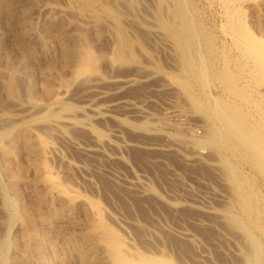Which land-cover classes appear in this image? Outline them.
Instances as JSON below:
<instances>
[{
	"label": "rangeland",
	"instance_id": "obj_1",
	"mask_svg": "<svg viewBox=\"0 0 264 264\" xmlns=\"http://www.w3.org/2000/svg\"><path fill=\"white\" fill-rule=\"evenodd\" d=\"M84 1L85 0H82L78 3L74 0H53V2L52 0H0V10L3 12L0 19V40H4V44L0 47V70L4 74V78H2V80L0 79V85H2V81H7V83L3 82V84L8 85V75L10 72L6 68L7 65L4 64L7 62V55L18 52L16 46L13 49V45L17 41L16 36L18 33L16 34V32L18 29L17 31L16 28L15 31L8 30L7 27H9L12 23L10 19L8 21V17L4 13L7 10L6 8L16 3H19V5H30L29 7L34 11H32V15L34 14L32 16L34 26L38 28V31H40L46 20L45 17H47L46 12L44 9L41 11V8H45L48 5L52 6L54 4L61 8L64 7V9L70 13V16L66 13L64 17L70 23H74V26L71 28L72 30L75 28V24H78L80 21L77 14H75L76 11L81 10L89 13L91 17L93 16L92 20L97 23V30L90 32L88 36L89 42L92 44L90 45L94 49L95 53L100 55L98 57H101L99 58V70H102V72H99V75H103L105 80L108 81V84L103 85L102 87L105 90H110L111 95L106 101L111 99L114 100V103L120 104L122 102L123 105H118L119 107H124H121V109L118 107L120 109L119 110L117 108L118 105H116L113 109L116 111L114 112L112 110V114L109 113L108 115H100L101 117L97 116L95 118L93 114L83 111L81 108L84 103H79L78 101L77 96L80 95L86 86H83L85 88L82 87L80 89L81 92L79 90L78 95L76 94L78 93L76 88L78 89L80 87L72 86L71 90L74 88L73 90L75 92L72 90L73 92L70 91V93H68L70 96L67 98L70 99V101L66 98L67 105L63 104L59 105V107L56 106V110L54 107H51L56 113H50V108L47 109L45 107V109H42L43 111L40 108L32 109V106L27 100V87L25 86H28L30 80H32L30 78L33 73V78H36L35 81L37 83V90L40 95V92L44 90V85L42 84L43 82H46L42 81V79H48L50 74L52 75L51 77L60 74L61 76H57L71 79L73 75L71 71L74 70L73 63L70 65L67 61L60 60L61 58L58 59V62H61H57L58 68H56L55 71L46 72V69L42 70L45 66L42 62V56H40V54L43 52L42 49L44 48L45 43L43 37L39 36L36 39L31 37L27 41L33 52L31 60V62L33 61V66L26 74L23 72L21 75V73L19 74L20 71H18V76L20 75L21 78L18 79V77L16 78V81H13L14 91H16V93L13 92L12 94H9L6 90L0 92V98L2 99L1 102L4 101L2 103L0 102V116H9L14 109H16V107H24L26 112L24 114V118L26 119L27 117L26 121L31 124L33 123L32 125L38 123L35 125L37 127L39 126L38 130L40 129L39 131L46 132V126L48 127L46 121L48 117L51 118L53 114L57 116V113L59 114L58 116L65 115V117L67 115H71L72 118L67 117L74 119V123L69 126H65L66 134H68L67 137L71 138L72 136L73 138L71 139L75 141V143H78L83 147H89L92 151L90 153H86L84 151V153L82 149H75V146H70V144L65 141V138L58 136L51 137L49 140L58 148V153L50 155L49 163L53 168H58L56 172L58 173L57 176L59 175V180L62 182L65 181L63 182L64 185L71 190L76 192L79 191V196H85L91 201L95 200L97 203H100L105 210V214L107 213V216L108 213L113 215L110 216L111 219L110 217L106 219L109 223V219L112 221V224L115 223L114 226L117 229L124 227L131 235H134L133 238L139 237L142 241L147 240L145 242L147 244L150 240L151 244L153 242L160 245V248L164 251V253L166 252V254L171 255L177 262L179 261L178 264H210L209 262L212 261L226 264V262H233L235 259L236 261H241V257H243L242 254H240V256H236L237 254L234 252L230 254V252L233 251V249L230 248H234L235 245H238L242 251L250 249L252 253L254 252L256 255H259L260 263L264 264V169L262 166L261 168L256 167L255 169V166L251 167L252 165L249 166L248 164H244L240 159L237 160L236 155H231L229 153L226 154L225 152H221L220 154V152H214L213 149L207 148L201 149V151L191 145L189 141L190 137L204 138L207 135L206 133L209 132L206 131L209 130V122L207 120L208 115L206 112L202 110L199 111L197 109L190 98V94L182 85L178 86V84H181L180 82L189 83L193 91H191V94H194L195 97L202 100V103H204L206 111L208 112H211L217 107V105L220 104V102H222L221 100H224V86L221 83L220 78L224 58V55L222 54L227 51L226 49L228 47L226 46L225 34L223 32L224 27H221L225 23V19H221V15L219 14L221 12V8L219 6L209 7L206 0H93L98 2V4L94 2L95 7L94 10H92L89 6H87V2ZM258 1L260 0H256L254 3ZM99 3H101V5ZM72 5L73 7H71ZM247 8L249 9L245 11L244 20L247 19V23L252 25L253 12L250 10L251 8L249 6ZM36 9H39L40 12L39 10L35 12ZM172 10L176 12H172ZM171 12L173 14H170ZM170 15L174 18L171 17L172 19L169 20ZM261 15H264V11H261ZM171 28L175 29V32H173ZM188 31H192V39L191 35L189 38L186 37V33ZM207 31L208 33H206ZM9 32L11 33L8 34ZM118 33H124L126 42L129 43V47L126 49L127 51H125V56L128 57V59L130 58V62L128 61L122 63L113 58L116 54L113 53L116 52L115 36ZM153 34L154 36L157 35V38L154 37ZM2 35H4V38ZM161 36H164V39L167 37V40H165L167 43L169 42V47H167L168 49L162 45L161 40L163 38H161ZM13 38L14 40H12ZM158 38H160V41ZM205 38L208 42L210 40L211 41L208 43ZM32 40L33 42H31ZM12 41L15 42L12 43ZM38 41L39 43H37ZM206 43L210 44V46H205ZM42 44L44 46H42ZM193 45H195L196 49L198 48L196 53L193 49ZM205 47H207V49ZM170 49H172V51ZM223 49L224 52H222ZM199 52L204 55V66H207L204 70V79L207 80V86L204 85L206 81L203 77L197 74L195 75L197 72L195 60L196 56L193 58V55L197 54L198 56H201L198 54ZM230 54L231 59H233L235 64L237 59H239L238 53L235 49H233ZM39 62L42 65H38ZM100 62L102 63L100 64ZM143 63L145 64L143 65ZM189 63L192 64L190 65ZM59 65L61 66V69H59ZM67 66L68 68H66ZM62 69L63 71H61ZM235 69L236 68H233L234 71H236ZM44 74L47 75L45 76ZM40 76L41 78H37ZM57 76L55 78H59ZM103 76L102 78L104 79ZM122 76L125 78L127 76H130V78H135L133 76H137L138 78L136 79L138 80V83H134L136 85H124L121 83V80L125 79ZM5 77L7 78L5 79ZM118 80H120V82ZM178 80H180V82L177 84ZM167 84L171 86L169 88H165ZM6 85H2L1 87L4 86L3 88L5 89V87H7ZM21 85L24 86L21 87ZM41 85L42 87H40ZM41 88L43 90H41ZM158 90L160 91L157 92ZM44 91L40 95L42 99H45L44 95H42L44 94ZM72 93L76 95L74 96ZM172 93L174 95H172ZM9 95H11V97ZM6 96L8 98H6ZM72 96L75 98L72 99ZM172 98L174 100H172ZM100 100L102 102V99H99L98 101L100 102ZM126 102H132L138 104L139 106L146 107L145 109L147 111L155 115L154 118H152L154 120L142 118L139 116L137 111L128 109ZM170 104L172 105V108L170 107ZM9 107L11 109H7ZM174 107L176 108L174 109ZM176 109L181 111V114L177 111V114H175L176 112L172 113ZM168 111H172V114ZM29 115L32 116L29 118ZM75 116H77V118H75ZM78 122H88L89 126L87 127L89 129L83 128V126H81L82 124H79ZM186 127L188 129H186ZM186 132L190 135L193 134L194 136H190ZM191 132L193 133L191 134ZM74 136L76 138L78 137V140H76ZM1 142L2 137L0 134V143ZM65 142L68 145L65 144ZM197 152L200 155H198ZM13 155L8 164L10 168L7 167L6 169L9 172L3 171L0 167V223L3 221L5 222L4 225H0V229L3 228L2 233H0L2 235L0 237V239L2 238L0 240V264H8V262L5 261L10 255L8 245L14 240L13 237L15 235L16 225L18 222L17 219L21 216L24 208L31 211H29L32 217L30 218V223H32V225L30 224V227L32 226L34 229L35 227L39 228V211L41 210H39V200L40 195L44 192V186L41 184H37L35 186L33 185V176L32 179H30L31 175L28 172H25L26 169L23 158L17 153ZM199 157H202L203 160H198ZM59 160L62 162V165ZM63 163L66 165L65 169V165ZM78 166L83 167V172L75 168ZM232 167L236 169L234 173H237V177H239V179L242 177L240 180H245V183H247V192H250L246 194L249 201L247 206H249V208H243V206H241L242 203L240 196L234 189L236 186L234 183H231L230 172L232 173ZM8 174L11 177L8 176ZM89 174L93 176L94 184H90V182H88V184L87 181H85ZM12 180L16 182L14 183ZM10 184L13 185L11 186ZM36 200L38 204H36ZM109 202L110 204H108ZM30 206L33 207L31 208ZM35 213L38 215L37 217H35ZM113 218L117 219L118 223L117 221H114ZM119 218L120 220H118ZM80 220H82V224L84 219L80 218ZM129 226H131L130 229ZM233 226L235 228H233ZM247 229L251 231L248 233ZM178 231L186 233L187 236L178 234ZM9 232L11 234L8 238ZM230 232H232V236H230ZM221 234L223 235L221 236ZM154 236L157 238L155 239ZM137 238L136 240H138ZM194 238L196 240H194ZM40 240H42L41 237ZM231 242L234 245H230ZM216 245L220 249H218ZM42 247H40L42 251L39 249L40 252H37L38 249L30 252V261H32L33 257L38 259L44 255L45 257H43V259L45 258L47 263L53 261L51 254L49 252L45 253L48 250L45 249L44 246ZM33 252L35 254L32 255ZM214 252L215 254H213ZM219 252L222 253L219 254ZM201 255L209 256L211 260H209V262L202 263L200 261ZM217 256L220 259L215 258ZM233 256L235 258H233ZM223 258L225 260L227 258L228 260L224 263L225 260ZM46 262L42 261V264H47Z\"/></svg>",
	"mask_w": 264,
	"mask_h": 264
},
{
	"label": "bare ground",
	"instance_id": "obj_2",
	"mask_svg": "<svg viewBox=\"0 0 264 264\" xmlns=\"http://www.w3.org/2000/svg\"><path fill=\"white\" fill-rule=\"evenodd\" d=\"M74 1L79 3L82 0H74ZM85 1L87 2V6H89L90 9L94 10V7H95L94 2L95 1H93V0H85ZM254 1H256V0H206L209 7L210 6L211 7H213V6H219L220 7L221 12L219 14L221 15V19H225V23L221 27H224L223 32L225 34V39H226V44H227L226 46L228 48L226 49L227 51L224 52V49L222 51V52H224V54H222V55H224V58H223V68H222L221 78H220L221 83L224 86V92H225L224 100H221L222 102H220V104L217 105L216 108H214L211 112H208V111H206L205 105H204V103H202V100L195 97L194 94H191L192 89H191V85L189 83H182V82H180V80H178L177 84L180 82L181 84H178V86L182 85L184 87V89L186 91H188V93L190 94V98L192 99V102L195 104L197 109L199 111L202 110V111L206 112L208 115L207 120L209 122V130H206V131L207 132L209 131V132L206 133L207 135L204 138L190 137L189 141H190L191 145H193L195 148H197L199 150L207 148V149H213L214 152H220V154H221V152H223V153L225 152L226 154L229 153L231 155H236L237 160L240 159L241 162L243 161L244 164H248L249 166L252 165L251 167L255 166V169H256V167L261 168V166H262V168L264 169V167H263L264 166V17H263L264 15H261V11H264V0H260V1L255 2V3H254ZM52 2H53V0H52ZM95 3L98 4V2H95ZM99 4L101 5V3H99ZM29 6L27 4L26 5L20 4L19 5V3H16V4L8 6V8H6L7 9L6 12H4L8 17V21L10 19V21L12 23V24H10L9 27H7L8 30L15 31V28H16V31H17V29H18V31L16 32V34L18 33L16 36L17 41L14 45L12 44L14 46L13 49L16 46V48L18 49V52L17 53H15V52L10 53L7 55V60H6L7 62L4 64L7 65L6 68L10 72V74H9L7 71V73L9 74L8 75V78H9L8 79V85L3 84V82L7 83V81H2V85H6L7 87H5V89H4L3 88L4 86L1 87L2 85H0V92L6 90V92H8L9 94H12L13 92L16 93V91H14V82L13 81H16V78H18V77H19L18 79L21 78L20 75L18 76V71H20L19 74L21 73V75L23 74V72L26 74L27 72L30 71L31 67L33 66L32 65L33 61L31 62L32 57H33V52L31 50L30 46L28 45L27 41L31 37L33 39H36L40 36V37H43V40L45 43V46L43 45L44 43L42 44V46H44V48L42 49L43 50L42 54H40V56H42L41 57L42 62L45 66V68L42 70L46 69L47 70L46 72L53 71V70L55 71V69L58 68L57 62L59 61L58 59H60V58H61L60 60L67 61V63H70V65H71V63H73L74 64V70L73 71L70 70L71 73H73L71 79H66L65 77L64 78L60 77L61 76L60 74H57L60 76L56 75L59 78H55L56 76L51 77L52 75L50 74V77H48V79H46V80L42 79V81H46L45 83L43 82V84H42V85H44L43 88L46 92L41 88V90L44 91V94H42L45 97V99L43 98L44 100L40 96L43 91L40 92V95L38 93L37 83L35 81L36 78L35 77L33 78L34 73L32 74V77L29 76V77H31L30 79H32V80H30L28 86H25V87H27V95H26L28 97L27 100H28V103L32 106V109L40 108L42 110L45 108H47V109L50 108L49 112L54 113L55 110L57 109L56 106L59 107V105H63V104L67 105L66 104L67 100L70 101V99H68L67 97L70 96V95H68V93H70V91H72L74 89L73 88L71 90L72 86L80 87L78 89L76 88V90H78V93H76L77 95L79 94V90L83 86H86V88L83 87L85 89L82 90V92L80 90L81 93L79 96H77L79 103H84V105L81 109L87 113L93 114V116L95 118L97 116H100V115H108L109 113H111L112 110L115 108V106L118 105L119 103H114V100H111V99L109 101H106L107 99H109V96L111 95L110 90L108 91V90H105L104 88H102L103 85L108 84V81L105 80V77L102 74L101 75L104 77V79L102 78V76L99 75L100 74L99 72H102V70H99V68H100L99 67V61H100L99 58H101V57H98L100 55H97L95 53L94 49L91 46L92 44L89 42V36H88V34L90 32L97 30V27H96L97 23H95L94 20H92L93 16L91 17V15L89 13L81 11V10L76 11V13L74 12L75 14H77L78 19H80V21H79V23L77 21H75L78 24H75L76 26L72 30L71 28H72V26H74L73 25L74 23H70L64 17V15H66V13H68V15L70 13L67 12V10L64 9V7L61 8V7L54 5V4L52 6L48 5L45 8L44 7L41 8V11H42V9H44L47 17H45L46 20L43 23L44 25L42 26V29L40 31H38L37 30L38 28H36L34 26V23L32 20V16L34 15V14L32 15L33 10ZM248 6L251 8L250 10H252V12H253L252 13V17H253L252 25L247 23V19L244 20L245 19L244 16L246 13L245 11L247 9H249V8H247ZM71 7H73V5ZM38 10L36 9L35 12ZM250 10H249V13H250ZM173 11L174 10H172V12ZM39 12H40V10H39ZM172 12L170 14H173ZM174 12H176V11H174ZM2 13L3 12L0 10V19H1V15H3ZM35 16H37V15H35ZM171 17L174 18L173 16L170 15L169 20L172 19ZM73 18H74V16H73ZM4 19H6V18H4ZM43 19H44V17H43ZM102 19H103V17H102ZM105 21H107V20H105ZM149 24H151V23H149ZM7 25H9V24H7ZM168 25H172V24H168ZM174 26H175V24H174ZM171 30H173V32H175V29L171 28ZM98 31H99V29H98ZM6 32H8V31H6ZM190 32L188 31L186 33L187 34L186 37L189 38V36L191 35V39H192L193 34H192V31H190ZM10 33L11 32H9L8 34H10ZM113 33H114V31H113ZM206 33H208V31ZM154 34H155V32H154ZM154 34H153V36H154ZM206 35H208V34H206ZM2 36L4 38V35H2ZM156 36L157 35H155L154 37H156ZM14 37H15V35H14ZM115 37H116V49H115L116 52H113V53H116V54H115V56H113V58L116 59L118 62H122V63L128 62L130 58L128 59V57L125 56V51H127L126 49L129 47V43L126 42V39L124 37V33H118ZM161 38H163L161 40L162 45L165 48L169 47V44H168L169 42L168 43L166 42L167 37L165 38L166 40L164 39V36H161ZM158 39L160 41V38H158ZM12 40H14V38ZM188 40H190V39H188ZM205 40L207 41L206 38H205ZM199 41H200V39H199ZM14 42L12 41V43H14ZM31 42H33V40ZM37 43H39V41ZM93 43H94V41H93ZM3 44H4V40H0V47ZM206 44H205V46H208V45L210 46V44H207V45ZM195 45H193V46L195 47ZM194 47H193V49L196 53L198 48L196 49V47L195 48ZM94 48H95V45H94ZM205 48L207 49V47H205ZM7 49H8V47H7ZM233 49H235L237 51L238 57H239V59H237V62H235V64L233 62V59H231V54H230V52ZM10 50H12V49H10ZM170 50L172 51V49H170ZM198 54L201 56H198L197 54L193 55V58H195L194 56H196L195 60H196L197 72L195 73V75L197 74V75L203 77V79H204V77H205L204 70L206 69L207 66L206 67L204 66V63H205L204 57H203L204 55H202L200 52ZM208 54H209V52H208ZM205 60H206V58H205ZM60 62H58V63H60ZM102 62H100V64ZM39 64H41V63L39 62L38 65ZM138 64H140V63H138ZM144 64L145 63H143V65ZM60 65H59V69H61ZM67 65H69V64H67ZM170 65H172V64H170ZM133 66H134V64H133ZM181 67H183V66H181ZM1 68H2V66H1ZM38 68H39V66H38ZM62 68H64V67H62ZM66 68H68V66ZM115 68H116V66H115ZM233 68H236L235 69L236 71H234ZM35 69H37V68H35ZM131 70H133V69H131ZM61 71H63V69ZM139 71H141V70H139ZM42 72H44V71H42ZM136 72H137V70H136ZM192 72H193V70H192ZM49 73H48V76H49ZM64 73H65V71H64ZM39 74H40V72H39ZM52 74H53V72H52ZM147 74H149V73H147ZM154 74H157V73H154ZM191 74H194V73H191ZM44 75L46 76L47 74H44ZM122 77L125 78L124 76H122ZM127 77H129V78H127ZM127 77L125 79L121 80L122 81L121 83H123L124 85L134 84L136 82L138 83V80L136 79V78H138L137 76H133L135 78H130V76H127ZM2 78H4V74L1 71L0 72V79L2 80ZM6 78L7 77H5V79ZM37 78H41V76L37 77ZM196 78H197V76H196ZM155 80H154V82H155ZM42 81H39V82H42ZM118 81L120 82V80H118ZM175 81H176V79H175ZM205 81L206 82L204 83V85L207 86L206 85L207 80H205ZM19 82H18V84H19ZM186 82H187V80H186ZM162 83H163V81H162ZM40 84H38V85H40ZM117 84H119V83H117ZM42 85L40 87H42ZM134 85H136V84H134ZM22 86H24V85H21V87ZM170 86L171 85L167 84L165 86V88H169ZM15 89H16V86H15ZM115 89H117V88H115ZM115 89H114V91H115ZM159 91L160 90H158L157 92H159ZM164 91H165V89H164ZM72 94L74 95V93H72ZM213 94H214V92H213ZM172 95H174V94L172 93ZM7 96H6V98H8ZM9 96L11 97V95H9ZM177 96H176V98H177ZM217 97H218V95H217ZM66 98H67V100H66ZM73 98H75V97L72 96V99ZM215 98H216V96H215ZM99 99H102V102L100 100L101 103L98 101ZM116 99H118V98H116ZM218 99H219V97H218ZM1 100L2 99L0 98V102H1ZM3 100H4V98H3ZM25 100H26V98H25ZM172 100H174V99L172 98ZM73 101H75V100H73ZM2 102H4V101H2ZM40 102H43V103H40ZM13 103H11V104H13ZM172 103H174V102H172ZM11 104H10V106H11ZM120 104H122V102ZM147 104H148V102H147ZM175 104H176V102H175ZM119 105L117 106V108L119 107ZM126 105H127L128 109L137 111L139 116H141L142 118H145L147 120H150V119L154 118V116H155L153 113L147 111L145 109L146 107H144V106H139L138 104L132 103V102H128ZM170 105H168V106H170ZM51 107L52 108L54 107V109L55 108L56 109L53 110ZM121 107H119V108L121 109ZM170 107L172 108V105ZM23 108L22 107H16V109H14L13 112L10 110L12 112L11 115L0 116V131H1L0 134L2 137V142L0 143L1 144L0 145V167H1V169H3V171L9 172L6 169H7V167H9L8 164L11 160L12 155L15 153L19 154V156H21L25 162L24 163L25 164L24 166L26 169L25 172H28L31 175L30 179H32V176H33V179H32V181L34 182L33 185L35 186L37 184H39V185L41 184L42 186H44V192L42 193V195L39 194L40 195V200H39L40 201V205H39L40 208H39V210L41 209L40 211L38 210L40 212V215H39L40 220L38 219L39 220L38 221L39 222V228L35 227V229H34V227H32V226H31L32 228L30 227V224L32 225V223H30V220H31L30 218H32L30 215L31 211L28 210L27 208H24L23 209L24 211H22L21 216L18 217L19 219H17L18 222L16 225L15 235L13 237L14 240L12 243H10L8 245V248L10 250L9 251L10 255H9V257L6 258L5 261L8 262V264H31V263L42 264V261L46 262V259L45 258L43 259V257H45V255L43 254L44 256L42 255L43 257H40V258L37 257L38 259H36L35 257L32 256L33 257L32 261H30V259H31L30 258V255H31L30 252L34 251L35 249H38L37 250V252H38L40 247L44 246L45 249L48 250L45 253L49 252L51 254V257L53 258V261L48 262V263L46 262L47 264H178L179 261L177 262L171 255L166 254V252L164 253V251L160 248V245L155 244L153 242L151 244L150 240H149L150 244L149 243L147 244V243H145L147 240L142 241L141 238H139V237L133 238L134 235H131L127 231V229L124 227H122V228L120 227V229H117L114 226L115 223L112 224V221L110 220L111 219L110 216H113V215L108 213V216H107L106 215L107 213L105 214V212H104L105 210L100 205V203H97L95 200L91 201L90 199L86 198L85 196H79L78 195L79 191L76 192L74 190H71L70 188H68L67 186L64 185L63 182H65V181L62 182L59 180V175L57 176L58 173L56 172V170L58 168L57 169L53 168L51 166V164L49 163L50 155H55L58 153V148L49 140L51 137L58 136V137L65 138V141L68 144H70V146L71 145L75 146L76 148L73 147L75 149H77V148L82 149L83 152L85 151L86 153L87 152L90 153L92 151V149H90L89 147H86V146L83 147L80 144L75 143V141H73L71 139V138H73L71 135H69V136H71V138L67 137L68 134H66L65 126H69L70 124L74 123V119H71L72 116L67 115L68 117H71V118H68L67 116L65 117L64 114H63L64 116H58L59 114L57 113L58 117L54 114H53L54 115V117H53V115L51 114L52 117L51 118L48 117L47 121H46L48 127L45 125L47 128V131L42 132V131H39L40 129L38 130L39 126L38 127L35 126L38 124L37 122H36L37 124L32 125L33 123L31 124V123L26 121L27 117H26V119L24 118L25 117L24 114L26 112H25V108L24 109ZM175 108L176 107H174V109ZM7 109H11V108L9 107ZM26 109H28V108H26ZM59 109H62V108H59ZM174 109H172V110H174ZM38 110H36V111H38ZM176 111L179 114H181L180 113L181 111H179L177 109L174 112H172V111L171 112L175 113ZM34 112H35V110H34ZM168 112L171 113L170 111H168ZM177 112L175 114H177ZM160 114H162V113H160ZM6 115H8V114H6ZM207 115H206V117H207ZM30 116H32V115H29V118H30ZM34 118H36V117H34ZM75 118H77V116H75ZM152 120H154V119H152ZM78 123L82 124L81 126H83V128H85V129L88 128L87 126H89L88 122H83V123L78 122ZM75 126H77V125H75ZM186 129H188V128L186 127ZM185 131H187V130H185ZM192 133L193 132H191V134ZM187 134H189V133H187ZM192 135H190V136H192ZM77 138H76V140H78ZM66 142H65V144H67ZM79 142H81V141H79ZM209 152H210V150H209ZM197 154L200 155L198 152H197ZM197 154H195V155H197ZM215 157H213V158H215ZM199 159L203 160L202 157H199L198 160ZM233 159H234V157H233ZM63 161H65V160H63ZM60 164L62 165L61 161H60ZM83 165H85V164H83ZM65 167H66V165L64 166V169H65ZM75 168L77 170L83 172L82 166H78ZM231 170H232V173L230 172L231 177L230 176L229 177H230L231 183H234L236 188H237V189L236 188H234V189L236 190V192L240 196L241 203H242L241 206H243V208H245V207L249 208V206H247L249 201H248L246 194L250 193V192L249 191L247 192V186H246L247 183H245V180L244 181L240 180V179H242V177H240V179H239V177H237V175H236L237 173H234L236 171V169L234 167H232ZM9 174H8V176L11 175V174L10 175ZM63 175H64V173H63ZM66 176H68V175H66ZM113 176H115V175H113ZM238 176H239V174H238ZM15 178H17V177H15ZM83 179H85V178H83ZM85 181H87V183L90 182V184L91 183L94 184L93 176L90 174L88 175V177ZM13 192H14V189H13ZM37 198H39V197H37ZM36 204H38L37 200H36ZM108 204H110V202ZM30 207L32 208L33 206H30ZM104 214L107 217H105ZM37 216L38 215L36 214L35 217H37ZM108 217H110V219H109L110 223L107 221ZM80 218L84 219L82 224H81L82 220H80ZM113 219H114V221H117V219H115V218H113ZM118 220H120V218ZM32 221H33V219H32ZM231 221H233V220H231ZM121 222H122V220H121ZM117 223H118V221H117ZM4 224H5L4 221L0 223V225H4ZM230 224H231V222H230ZM240 224H238V225H240ZM34 225H36V224H34ZM128 225H130V224H128ZM119 226H120V224H119ZM131 226H129V229L131 228ZM9 227H10V225H9ZM9 227H8V230H9ZM230 228H231V226H230ZM233 228H235V227L233 226ZM2 230H3V228L0 229V233H2ZM247 231L249 233V231H251V230L247 229ZM3 233H4V231H3ZM133 233H134V231H133ZM219 233H218V235H219ZM231 233L232 232L229 233L230 236H232ZM10 234L11 233L9 232L8 238L10 237ZM178 234H181L183 236H187L186 233L179 232V231H178ZM154 235H156V234H154ZM222 235L223 234H221V236ZM1 236L2 235L0 234V237ZM40 237L42 240H40ZM136 238L138 240H136ZM156 238L157 237H155V239ZM238 239H240V238H238ZM194 240H196V239L194 238ZM157 241H158V239H157ZM227 243H226V245H227ZM232 244L233 243L231 242L230 245H232ZM237 244H239V243H237ZM217 248L220 249L218 246H217ZM230 249H233V251L230 252V254L233 252L235 254H237L236 256H240V254H242V256H243V257H241L242 262L238 261V260L236 261V259L233 262H229V261L226 262V260H228V259L226 258V260H225L223 258L225 260L224 263L226 262V264H261L260 260H259V255H256L254 252L252 253V251L250 249H246V251H242V250H240L238 245L237 246L235 245L234 248H230ZM40 251H42V250L40 249ZM227 251H229V250H227ZM220 253H222V252H219V254ZM33 254H35V253L33 252L32 255ZM50 254H48V255H50ZM213 254H215V252ZM36 255H38V254H36ZM215 258L220 259L218 256ZM233 258H235V257L233 256ZM47 259H49V258H47ZM223 259H221V260H223ZM237 259H239V258H237ZM209 260H211L209 256L201 255L200 261L202 263L203 262H209ZM231 260H232V258H231ZM209 263L210 264H223L221 262L218 263V262H213V261L209 262Z\"/></svg>",
	"mask_w": 264,
	"mask_h": 264
}]
</instances>
